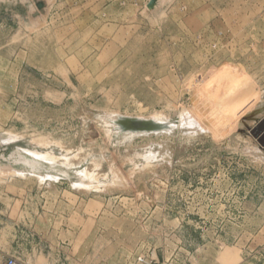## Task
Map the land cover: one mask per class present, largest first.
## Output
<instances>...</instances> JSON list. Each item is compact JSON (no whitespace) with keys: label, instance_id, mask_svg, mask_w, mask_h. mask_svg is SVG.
<instances>
[{"label":"rangeland","instance_id":"374dc122","mask_svg":"<svg viewBox=\"0 0 264 264\" xmlns=\"http://www.w3.org/2000/svg\"><path fill=\"white\" fill-rule=\"evenodd\" d=\"M259 123L264 0H0V264H264Z\"/></svg>","mask_w":264,"mask_h":264},{"label":"water","instance_id":"95a60500","mask_svg":"<svg viewBox=\"0 0 264 264\" xmlns=\"http://www.w3.org/2000/svg\"><path fill=\"white\" fill-rule=\"evenodd\" d=\"M264 130V123H259L253 130L252 135L259 139L260 144L264 147V134H262V131Z\"/></svg>","mask_w":264,"mask_h":264},{"label":"built area","instance_id":"2783aa9c","mask_svg":"<svg viewBox=\"0 0 264 264\" xmlns=\"http://www.w3.org/2000/svg\"><path fill=\"white\" fill-rule=\"evenodd\" d=\"M7 264H18L15 260H9Z\"/></svg>","mask_w":264,"mask_h":264}]
</instances>
